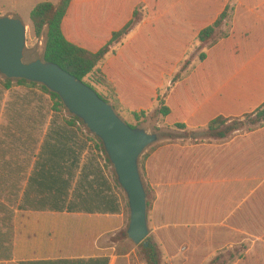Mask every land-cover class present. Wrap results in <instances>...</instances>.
Instances as JSON below:
<instances>
[{
  "label": "rangeland",
  "instance_id": "374dc122",
  "mask_svg": "<svg viewBox=\"0 0 264 264\" xmlns=\"http://www.w3.org/2000/svg\"><path fill=\"white\" fill-rule=\"evenodd\" d=\"M46 1L54 4L60 2V0H34L32 3L29 1L30 4L21 10V17L15 15V18L21 19L26 25L25 61L28 63L43 60L45 39L35 37L32 23L29 22V12L35 4ZM142 1L147 6H140ZM261 1L254 0V2ZM218 4L217 0H184L181 3L175 0H162L156 6L157 11L149 15L148 8L155 7V0H84L81 5L82 11L92 10L90 14H84L85 12L81 14L86 29H90L87 28L91 26L90 22L97 20L96 26L100 28L98 31L100 46L106 44L112 31L120 30L132 18L138 6L136 11L140 16L139 19L144 20L139 25H135L132 32L120 44L112 47V52L106 57L104 64L106 72L116 77L120 96L128 107L132 110H148L146 117L137 122L128 110L111 99V92L108 89L96 85L92 79L88 81L93 84L98 93L111 100V105L116 107L117 114L124 122L158 136V141L151 145L140 158L139 166L145 190L149 193L147 204L155 198L152 207L148 208L150 231L148 238L160 247L162 264H209L218 255L224 259L239 258L238 262L264 263V255L260 254L264 251V241L261 239L224 240L219 234L198 232L195 223H182V221H188L185 220L187 217L190 219L200 215V211L210 212L211 208L204 207L203 203L206 200L212 202L218 199L219 195L216 194L215 197L213 185L205 188L201 182L204 176L212 175L213 177V163L221 158H217L218 155L214 149L227 143L229 139L216 142L206 139L203 129H194L188 134L178 129L176 125H168L162 116L156 114L160 103L154 102L153 105L152 102L158 90L157 96L160 100H164L175 86V90L168 99V105L173 110V114L169 117L170 122L179 120L188 122L192 126L202 125L217 110L219 100L217 80L222 72L225 73L231 68L244 67V64L250 61L261 62L264 67V32L253 29L249 32L254 34L246 38L242 32L253 28L248 25L239 27L234 37L218 46L208 62H201V55L210 54L212 43L229 33L230 19L218 32L215 40L207 44H202L197 39L193 42L191 26L202 13H207L209 17L213 16ZM78 28L79 26L76 27ZM194 32L196 33L194 36H197L198 31ZM238 51L241 52L238 53ZM259 52H261L260 57ZM178 74L181 78L176 86L173 80ZM260 75L259 80L263 82L264 71ZM4 79L5 77L0 75V123L47 124L50 110L53 109L50 96L38 88L19 87L16 84L8 94L3 90ZM242 87L244 89H237V86L232 94H239L238 97L245 104L249 96L246 89L248 85ZM6 98L8 103L13 104L20 99L27 101L29 108L23 111L22 120L14 111L12 112L11 108L1 104ZM200 104L204 105L202 113L196 108ZM251 104L250 102L247 105ZM33 105L35 107H32ZM71 117L68 111L55 113L53 123H64V119ZM80 130L79 136L89 137L85 135L86 128L81 127ZM247 133L249 134V128L243 129L241 135ZM90 144L92 157L97 159L99 164L105 165L102 155L96 152L95 145ZM191 149H208L206 157H201L203 159L201 163L205 160L209 166L206 172L197 168L193 175L181 174L182 181L185 180L188 184L180 187V191L176 194L178 198L171 201L172 205L176 204L172 207L168 193V189L172 186L171 167L175 158L179 159L181 153ZM187 158L191 160L193 155L189 154ZM196 162H198L197 156ZM176 169L178 170V167ZM105 171L111 181L112 192L119 201L121 217L119 218L120 228L103 238V247L116 248L115 253L120 258L115 261V264H145L139 253V246H135L128 238L122 236L130 224L127 196L123 189L115 188L112 169L109 167ZM254 235H260V233H254ZM228 244L232 247L228 248ZM130 254L131 256L127 257Z\"/></svg>",
  "mask_w": 264,
  "mask_h": 264
},
{
  "label": "crops",
  "instance_id": "0c3cea01",
  "mask_svg": "<svg viewBox=\"0 0 264 264\" xmlns=\"http://www.w3.org/2000/svg\"><path fill=\"white\" fill-rule=\"evenodd\" d=\"M29 1L34 0H0V17L20 16ZM227 1L233 9L247 0ZM12 89L3 90L9 94ZM23 99L13 104L6 98L1 104L22 120L29 108ZM48 121L0 123V264H115L120 258L116 248L103 247L102 241L120 228L121 211L111 214L107 208L109 198L119 204L111 181L101 164L91 167V144L81 147L78 139L67 142L75 153L81 152L78 166L69 158L62 168L65 125L53 123L52 109ZM214 150L221 158L213 163V179L204 178L201 185H213L218 199L203 203L210 212L200 211L182 223H195L198 232L219 234L224 240L264 241V128L239 132ZM207 164L202 163L204 172ZM62 183L69 186L63 200ZM239 260L223 258L225 264H253Z\"/></svg>",
  "mask_w": 264,
  "mask_h": 264
},
{
  "label": "trees",
  "instance_id": "16d2710c",
  "mask_svg": "<svg viewBox=\"0 0 264 264\" xmlns=\"http://www.w3.org/2000/svg\"><path fill=\"white\" fill-rule=\"evenodd\" d=\"M83 1L84 0H60L58 4L46 1L37 4L32 9L30 12V20L33 26L35 37H44L45 39L43 60L45 62L58 65L60 68L70 73L96 92V88L88 81L89 79H92L96 85L108 89L109 92H111V99L115 101L117 105H122V107L128 110L134 119L139 122L141 119L146 117L148 110H132L128 107V104H126V102L120 96L119 85L116 77L112 73L109 74L106 72V67L104 64L106 57L112 52V47L120 44L122 40L132 32V29L135 25H139L140 22L142 23L144 21L139 19L140 16L136 11L139 6L134 10L132 18L120 30L112 31L106 44L100 46L98 32L100 28L96 26L97 20L95 19L93 22H90L91 26L87 27L90 29H86L84 27L81 14L82 12H85L84 14H90L92 10L82 11L81 5ZM159 1L162 0H155L154 8H148V15L151 12L155 13L157 11L156 6ZM175 1L181 3L184 0ZM217 1L219 4L216 6V8H218L213 16L211 15V17H209L207 13H202L196 19V22L191 26L192 40L194 42V40L197 39L202 44H207L208 42L215 40L218 32L223 28V26L226 25L229 19L231 20L230 31L228 34L222 36L218 41H214L212 43V48L210 49L211 52L209 55H201L202 63L208 62V60H210L211 54L217 49L218 46L234 37L236 30H238L239 27L246 25L253 26L252 29H245L242 32L246 38H250L252 34H254L249 32L253 31V29H260L264 32V0L261 2L247 0L243 4L233 9L231 8L229 1ZM140 6H147V4L142 1ZM255 16L258 18L254 19L253 17ZM77 26H79L78 29H76ZM85 26L88 25L85 24ZM195 30L198 31L197 36H194L196 34L194 32ZM241 49L243 48L241 47ZM240 52L241 51H238V53ZM258 54L260 57L261 52ZM263 68L264 67L261 62L252 63L250 61L248 64H244V67H239L237 69L231 68L227 72L224 71L225 73L222 72L219 75V79L217 80V97L219 98L217 110L212 116L208 117L202 125L192 126L188 122L179 120L170 122L169 117L173 114V110L168 105V99L171 93L175 90V86L169 91L170 93L165 96L164 100H160V98L157 96L159 90L157 91L156 95L152 99L153 105L154 102L160 103V107L157 109L156 114L162 116L166 124L176 125L178 129L184 131L185 133L187 132L188 134L191 133V131L193 132L194 129H203L204 137L216 142L230 139L237 133L242 132L245 128H249V132L262 129L264 128V80L263 82L260 81L259 76H261L260 73L264 71ZM182 72L183 71H181V73ZM180 78V74L176 75L173 80L174 85L179 82ZM14 84L19 87L38 88L45 94L49 95L52 100V110L54 114L67 111L59 96L50 92L46 87L29 83L25 80L13 81L6 78L4 79V89L10 90L13 88ZM244 85H248L246 89L249 92V96H247L248 101L245 104H243L242 99L238 97L239 94H232L237 86V89H244L242 87ZM97 94L104 101L111 104V100L98 92ZM250 102L252 104L247 105ZM112 107L115 111H117L113 104ZM196 108L198 112L202 113L204 110V105L200 104ZM118 116L120 115L118 114ZM64 125L66 129L64 128L65 131H62L61 134V167L64 168L66 166L67 160L69 158H74L76 166H78V163L80 162L81 152L75 153L67 146V142L72 143L78 139L81 147H85L92 143L95 145L96 152L99 155H102V158L104 159L105 165H102L103 168L108 169L110 167L112 169L115 188H121L113 165L106 154L102 141L92 135L84 123L77 117L72 116L70 119H64ZM129 125L131 128H137L131 124ZM81 127L86 128L85 135L89 137L84 138L78 135V132H81ZM206 151H208V149H191L186 153H181L179 159L177 158L178 161L176 158L174 159L175 162L171 167L172 174L170 175L172 186L168 189V193L170 195L169 203L172 207L176 204L172 205L171 201L172 199L175 200L178 198L176 197V194L178 191H180V187L188 184L185 182V180L182 181L181 174L186 175V173H188L189 175H193L197 168L202 170V163L201 166H198V162H196V156L198 161H200L201 157L206 154ZM187 153L192 154L193 159L188 160L187 156L189 154ZM184 155H186L185 158ZM92 159V164H90L91 167L97 169L100 168L98 160L93 157ZM176 167H178V170ZM211 176L212 175H207L204 176V178L212 180L213 177ZM177 180L179 181L176 182ZM68 188V183H62V200L63 195L68 191ZM88 189L96 190L97 188L87 187L86 190ZM146 193L147 197L149 198L148 191ZM112 199L113 198H109L108 200V212L111 214H116L120 211V206L116 203L117 200L114 201ZM154 202L155 198H153L152 202L148 201L149 209L152 207ZM127 231L122 233V236L126 239L128 238ZM147 242L148 246L142 244L138 247L140 249L139 253L144 263L162 264L163 257L160 247L151 238H148ZM209 264H225V262L223 261V257L218 255Z\"/></svg>",
  "mask_w": 264,
  "mask_h": 264
},
{
  "label": "water",
  "instance_id": "95a60500",
  "mask_svg": "<svg viewBox=\"0 0 264 264\" xmlns=\"http://www.w3.org/2000/svg\"><path fill=\"white\" fill-rule=\"evenodd\" d=\"M26 32L21 19L0 17L1 75L9 80H25L46 87L59 96L72 116L80 119L89 132L102 141L128 199V239L135 246H148L147 193L139 161L144 152L158 141V136L141 128H131L96 91L58 65L44 60L26 62Z\"/></svg>",
  "mask_w": 264,
  "mask_h": 264
}]
</instances>
